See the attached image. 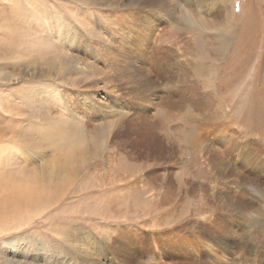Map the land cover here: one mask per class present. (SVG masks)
Listing matches in <instances>:
<instances>
[{
    "label": "rangeland",
    "instance_id": "obj_1",
    "mask_svg": "<svg viewBox=\"0 0 264 264\" xmlns=\"http://www.w3.org/2000/svg\"><path fill=\"white\" fill-rule=\"evenodd\" d=\"M0 147V264H264V0H0Z\"/></svg>",
    "mask_w": 264,
    "mask_h": 264
},
{
    "label": "bare ground",
    "instance_id": "obj_2",
    "mask_svg": "<svg viewBox=\"0 0 264 264\" xmlns=\"http://www.w3.org/2000/svg\"><path fill=\"white\" fill-rule=\"evenodd\" d=\"M16 8H17V2L16 3H13V5H12V10H11V14H10V19L13 21V20H17V13H16ZM9 14V13H8ZM9 18V17H8ZM202 36L204 37V35L202 34ZM201 36V37H202ZM16 37V36H15ZM200 39V38H199ZM202 40L204 39V38H201ZM207 39H210V43H214V44H216L217 46H218V44L219 43H216V42H213L212 41V39L209 37V38H205V40H207ZM198 40V42H199V45L201 46V49H202V51H204L205 52V54H206V56H209V58H210V53H209V51H207V49H204L205 47V45L203 46V43L202 42H204L205 43V41L203 40ZM15 42V41H14ZM208 43V42H207ZM211 45H213V44H211ZM207 46H209L208 44H207ZM199 47V46H198ZM224 47V46H223ZM222 46H219V47H215V48H217V49H215V55H217V54H220V53H222V48H223ZM209 49H211L210 48V46H209V48H208V50ZM201 51V53H203ZM201 53H200V55H201ZM157 56V55H156ZM152 63V62H151ZM213 63H214V61H213ZM211 67H212V64L210 65V66H206V65H203L202 64V62H200L199 64H198V70H199V73H201L202 75H207V73H208V71L210 72L211 71ZM196 70L195 71H197V68H195ZM210 69V70H209ZM61 138H64L63 136H61ZM73 138H77V137H73ZM73 138H71V140H73ZM83 140V139H82ZM81 142V141H80ZM80 144V143H79ZM78 144V145H79ZM65 146H67V144L65 145ZM76 146V145H75ZM72 147H73V145H72ZM71 148V147H70ZM75 151V150H74ZM69 152V153H71V155L68 153V155L70 156V157H68V159H74V157H77L78 156V154H79V152ZM4 152V150L3 149H1V147H0V155L2 154ZM67 155V156H68ZM67 156H66V158H67ZM73 157V158H72ZM78 159H79V157H78ZM0 163H1V160H0ZM69 164H70V162H69ZM69 164H66V165H63V166H61V167H59V169H60V171H66L67 169H70V165ZM73 167V166H72ZM6 184H7V182H6ZM5 183H2V184H0V190H3L5 187H7V185H6ZM133 187V186H132ZM34 190L35 189H33V191H32V189H31V187H28V188H25V187H19V188H14L11 192V195L12 194H14V196L16 195V194H18L19 196H21L22 198H26V199H28V200H30L31 202H34V200H35V198H36V194H37V192H34ZM1 192V191H0ZM2 192H4V191H2ZM39 193V192H38ZM4 194V193H3ZM16 196V197H19V196ZM15 198V197H14ZM6 200V199H5ZM1 209L2 208H0V211H1Z\"/></svg>",
    "mask_w": 264,
    "mask_h": 264
}]
</instances>
